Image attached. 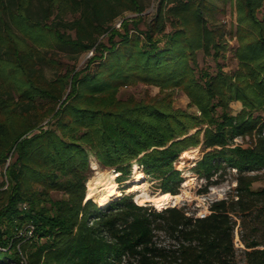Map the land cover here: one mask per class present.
Listing matches in <instances>:
<instances>
[{"label": "trees", "instance_id": "16d2710c", "mask_svg": "<svg viewBox=\"0 0 264 264\" xmlns=\"http://www.w3.org/2000/svg\"><path fill=\"white\" fill-rule=\"evenodd\" d=\"M237 1L240 69L230 76L220 62L224 33L205 16L208 0H160L145 30L139 18L126 19L123 32L113 23L143 13L139 0H0V264H240L238 221L244 264H264V189L251 183L237 200L214 202L205 218L177 208L148 214L127 194L105 208L86 200L91 155L121 182L136 163L174 195L183 182L175 163L192 146L204 148L195 172L207 179L224 164L239 173L264 168V138L230 144L264 130V0ZM90 50L86 68L46 77L42 66H55L57 52ZM200 51L216 62L214 73L199 68ZM137 82L184 89L201 116L169 97L117 99ZM233 101L245 107L237 115ZM192 123L207 125L203 139L202 130L186 136ZM52 191L69 198L53 200ZM157 231L178 247H160Z\"/></svg>", "mask_w": 264, "mask_h": 264}, {"label": "rangeland", "instance_id": "374dc122", "mask_svg": "<svg viewBox=\"0 0 264 264\" xmlns=\"http://www.w3.org/2000/svg\"><path fill=\"white\" fill-rule=\"evenodd\" d=\"M207 1V0H206ZM212 4V11L206 12L205 16L208 23L213 28H219L224 33L223 42H225L227 48L222 51V58L220 62L223 64L224 71L232 76L240 69V62L236 56V51L240 46L237 28H238V1L237 0H227L223 2L222 0H208ZM140 4L143 6L145 11L141 14L127 11L121 15L114 23L113 27L119 31H122V24L127 19L137 20L140 19L139 24L140 30H145L146 27L154 21L157 15V9L160 0H139ZM38 8V7H37ZM264 14V8L262 9L259 16ZM68 20H73L74 16L69 15ZM168 29L167 31H169ZM123 32V31H122ZM133 32V31H132ZM74 36V33L71 32ZM101 40L107 42V35L102 37ZM94 55L93 51H87L82 55L76 57V55H70L63 51L57 52L53 55L58 60L55 66L43 65L42 68L45 72L46 77L49 80H55L58 75L65 74L67 70L75 69L80 71L87 67L90 58ZM198 66L200 69L214 73L216 71V62L211 56H207L203 51H200L197 56ZM92 70H96V65H92ZM119 100H135L137 102H149L152 99H164L170 98L175 109L185 111L191 116L200 117L201 111L199 110L197 104L190 96V94L184 89L178 87H162L155 84H148L137 82L129 86H123L116 94ZM231 113L237 115L239 112L244 110V104L240 101H233L230 103ZM49 119L46 118L42 125L47 128V123ZM192 125V128H190ZM189 132L186 136H191L197 134L198 130H202L200 138L203 139V134L207 125L193 126L190 124ZM264 138V130L256 128L251 134L239 135L235 137L231 142L232 147L241 146L243 148L254 147L260 139ZM205 151L201 146H192L187 150L183 151L179 157V160L175 163L177 170L182 172L183 182L180 184L178 194H171L174 199H172L169 204L164 207H158L154 202H145L144 204H139V196L149 195L152 197H157L163 192L158 188L159 182L154 178L148 176L143 172L142 168L134 163L132 165L131 175L125 181H120L119 177L121 173H118L113 168L104 167L95 156L91 155L89 158V180L86 184V200L89 192V187L94 188V196L91 198L97 205L101 208H105L109 204L119 201L125 194L132 196L133 201L136 205L147 206V213L154 214L155 211H162L167 208H177L183 212L186 216L190 218H202L201 215H209L210 207L214 202L223 199H238V189L244 188L246 183H251V188L253 190L264 189V168L249 171L244 173H239L238 169L228 167L224 164L218 172L207 179L203 176L198 175L195 172V166L199 162ZM139 173L144 175L143 178L139 179ZM5 169L0 168V184L6 181ZM112 178V179H111ZM139 179V180H138ZM91 183V185H90ZM113 183L117 184V188L120 194L111 196L109 201L105 206H101L100 200L103 197H108L111 195ZM138 183L142 188L137 191L127 192L132 185ZM90 185V186H89ZM124 188H127L124 191ZM166 194V193H165ZM105 195V196H104ZM51 197L53 200H64L68 199L69 195L64 194L62 191H52ZM100 199V200H99ZM205 218V217H204ZM237 218L235 217V220ZM92 224V223H90ZM240 222H237L236 234L237 238L236 247L239 249V263L244 264L242 256L243 246L239 242V227ZM28 232H26V236ZM30 236V235H29ZM156 242L162 248L170 249L178 247V243L173 236H170L164 231L156 232ZM43 240L37 239L36 243H42ZM26 263V262H25Z\"/></svg>", "mask_w": 264, "mask_h": 264}, {"label": "bare ground", "instance_id": "6f19581e", "mask_svg": "<svg viewBox=\"0 0 264 264\" xmlns=\"http://www.w3.org/2000/svg\"><path fill=\"white\" fill-rule=\"evenodd\" d=\"M138 177H139V179H141V178L144 177V175L142 173H139ZM90 185H91V183H90ZM141 188L142 187L138 183H136V184L132 185L129 189H127V192L137 191V190H140ZM117 194H120L119 190L117 188V184L113 183L111 195L108 196V197H103V198H101V200L99 199L101 206H105L107 204V202L109 201L110 197L114 196V195H117ZM93 196H94V188L93 187H89V192H88V195H87V199H91V198H93ZM172 199H174V197L171 194H169V193H166V194L162 193V194H160L157 197H152V196H149V195H143V196H139V200H142V201H140L139 204L142 205L145 202H154V203L157 204L158 207H164L165 205L169 204V202Z\"/></svg>", "mask_w": 264, "mask_h": 264}, {"label": "built area", "instance_id": "2783aa9c", "mask_svg": "<svg viewBox=\"0 0 264 264\" xmlns=\"http://www.w3.org/2000/svg\"><path fill=\"white\" fill-rule=\"evenodd\" d=\"M206 216H207V214L201 215L202 218H204V217H206Z\"/></svg>", "mask_w": 264, "mask_h": 264}]
</instances>
